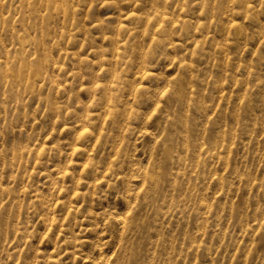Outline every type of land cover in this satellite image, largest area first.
Returning <instances> with one entry per match:
<instances>
[{"label":"rangeland","instance_id":"1","mask_svg":"<svg viewBox=\"0 0 264 264\" xmlns=\"http://www.w3.org/2000/svg\"><path fill=\"white\" fill-rule=\"evenodd\" d=\"M0 60V264H264V0H0Z\"/></svg>","mask_w":264,"mask_h":264},{"label":"bare ground","instance_id":"2","mask_svg":"<svg viewBox=\"0 0 264 264\" xmlns=\"http://www.w3.org/2000/svg\"><path fill=\"white\" fill-rule=\"evenodd\" d=\"M55 1V0H54ZM68 1V0H67ZM73 1V0H72ZM35 2V1H34ZM33 2V3H34ZM37 2V1H36ZM84 2H86V1H84ZM103 2V1H102ZM105 2V1H104ZM133 3H134V1H133ZM132 3V4H133ZM193 3V2H192ZM52 4V3H51ZM56 4V3H55ZM61 4V3H60ZM60 4H57V5H60ZM80 4V3H79ZM99 4V3H98ZM101 4V3H100ZM104 5V4H103ZM60 6H62V4L60 5ZM83 6V5H82ZM90 7V6H89ZM246 7V6H245ZM27 8H28V6H27ZM60 8V7H59ZM160 9H162L161 7H159ZM250 9H251V7H250ZM25 10V9H24ZM181 10V9H180ZM224 10V9H223ZM14 11V10H13ZM51 11V10H50ZM153 11V10H152ZM15 12V11H14ZM59 12V11H58ZM64 12H65V8H64ZM180 12H182V11H180ZM24 13V12H23ZM161 13H162V11H161ZM85 14V13H84ZM31 15H33V14H31ZM186 15V14H185ZM29 16H30V14H29ZM39 16V15H38ZM166 16V15H165ZM9 17H11V16H9ZM164 17V16H163ZM22 18H24V17H22ZM147 19V18H146ZM121 22V21H120ZM146 23V22H145ZM15 24V23H14ZM176 24V23H175ZM182 24V23H181ZM202 25V24H201ZM236 25V24H235ZM201 27V26H200ZM23 28V27H22ZM27 28V27H26ZM122 28H124V27H122ZM161 28V27H160ZM235 28V27H234ZM8 29V28H7ZM133 29V28H132ZM136 29V28H135ZM65 30V29H64ZM68 30V29H67ZM27 31V30H26ZM20 32V31H19ZM29 32V31H28ZM239 33V32H238ZM30 34V33H29ZM32 34V33H31ZM42 35V34H41ZM75 35V34H74ZM40 36V35H39ZM16 42H18L17 40H16ZM176 42V41H175ZM124 43V42H123ZM178 43V42H177ZM180 45V44H179ZM220 46V45H219ZM46 47V46H45ZM122 48V47H121ZM67 50V49H66ZM18 52V51H17ZM119 52V51H118ZM136 52V51H135ZM67 54V53H66ZM35 55V54H34ZM40 55H41V53H40ZM142 55V54H141ZM140 55V56H141ZM119 56V55H118ZM143 56H145V55H142V57ZM48 57V56H47ZM32 58V57H31ZM51 58V57H50ZM14 59V58H13ZM1 61V60H0ZM30 61V60H29ZM19 62V61H18ZM142 62V61H141ZM20 63V62H19ZM118 63V62H117ZM54 64V63H53ZM143 66V65H142ZM193 66V65H192ZM58 67H59V65H58ZM189 67V66H188ZM49 68V67H48ZM54 68V67H53ZM124 68V67H123ZM122 68V69H123ZM196 68V67H195ZM43 69V68H42ZM18 70V69H17ZM7 71V70H6ZM36 72V71H35ZM53 72V71H52ZM2 73V72H1ZM19 73V72H18ZM139 73V72H138ZM145 74V73H144ZM143 74V75H144ZM134 76V75H133ZM45 77V76H44ZM9 78V77H8ZM27 78V77H26ZM128 78V77H127ZM150 78V77H149ZM173 78V77H172ZM120 79V78H119ZM142 80V79H141ZM50 81V80H49ZM127 81V80H126ZM193 81V80H192ZM10 82V81H9ZM25 82V81H24ZM42 82V81H41ZM11 83V82H10ZM111 85V84H110ZM15 86V85H14ZM43 86V85H42ZM56 87V86H55ZM58 88V87H57ZM61 88V87H60ZM110 88V87H109ZM18 89V88H17ZM147 93H149V92H147ZM158 95V94H157ZM47 97V96H46ZM110 99V98H109ZM84 130V129H83ZM82 130V131H83ZM91 134V133H90ZM82 135V134H81ZM80 139V138H79ZM75 147V146H74ZM71 148V147H70ZM29 149V148H28ZM74 149V148H73ZM21 150V149H20ZM13 151V150H12ZM38 151V150H37ZM120 158V157H119ZM16 161V160H15ZM114 162V161H113ZM17 163V162H16ZM120 164V163H119ZM115 166V165H114ZM24 171V170H23ZM102 171V170H101ZM23 173V172H22ZM84 196V195H83ZM90 220V219H89ZM94 229V228H93Z\"/></svg>","mask_w":264,"mask_h":264}]
</instances>
